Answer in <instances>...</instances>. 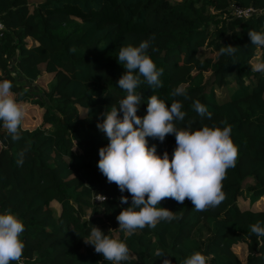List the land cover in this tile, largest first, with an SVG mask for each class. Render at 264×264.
Segmentation results:
<instances>
[{"label":"trees","instance_id":"16d2710c","mask_svg":"<svg viewBox=\"0 0 264 264\" xmlns=\"http://www.w3.org/2000/svg\"><path fill=\"white\" fill-rule=\"evenodd\" d=\"M235 6L260 11L244 16ZM0 21V81H10L17 101L38 105L42 116L33 128L22 121L18 141L0 121V213L11 210L24 224L22 258L10 264H113L84 242L94 226L127 244L130 259L121 264H184L197 251L207 264H264V237L249 230L264 227V73L251 69L258 47L249 37L250 29L264 31V0H0ZM145 40L162 69L161 86L140 76L137 114H147L153 94L169 107L179 102L185 117L178 129L230 126L238 156L218 206L196 211L188 199L166 198L157 207L178 218L129 235L116 218L132 197L98 168L99 150L110 141L97 124L127 95L118 86L127 71L117 59L121 46ZM229 44L232 55L221 52ZM19 76L36 80L39 96ZM177 87L186 94L171 96ZM196 101L211 118L195 111ZM147 141L170 157L177 146L175 134ZM121 196L128 204L121 206ZM237 244L246 247L244 262Z\"/></svg>","mask_w":264,"mask_h":264},{"label":"clouds","instance_id":"9594fccd","mask_svg":"<svg viewBox=\"0 0 264 264\" xmlns=\"http://www.w3.org/2000/svg\"><path fill=\"white\" fill-rule=\"evenodd\" d=\"M249 37L251 44L264 47V31L250 29ZM149 47V40L142 41L138 46H121L117 59L127 71L119 79L118 86L127 95L118 101V107L112 105L106 110L102 114L105 118L97 124L110 141L99 150L98 168L108 182L115 183L122 193L127 191L132 197L130 206L124 207L116 218L119 229L129 235L146 226L155 228L161 220L171 222L177 219L174 211L157 207L166 198L181 204L188 199L196 211L218 206L225 199L222 181L227 169L235 167L238 156L230 126L178 129L176 121H183L185 117L179 102L174 101L169 107L153 94L147 100V114L144 117L137 114L141 104V95L136 91L140 76L153 89L161 86L159 76L162 69L158 71L147 54ZM235 51L230 44L221 49L228 55ZM251 69L264 73V60L251 64ZM185 94L182 87H177L171 96ZM194 108L201 117L207 115L211 118V113L199 101L194 102ZM121 112L123 118H120ZM25 115L24 106L12 92L11 82L0 81V121H3V127L14 141L21 138L20 129ZM168 134H175L177 145L171 157L167 151L159 155L155 146H148L147 137L163 142ZM26 151L21 150L19 154V166L23 165ZM119 199L121 206L128 204V196ZM249 230L258 239L264 237V227L259 223L251 225ZM23 232L24 224L15 213L11 210L0 213V264L21 260L24 244L20 236ZM84 242L94 246L96 253L113 264L130 259L127 244L106 235L98 226L91 228ZM156 255L166 256L161 251H157ZM163 264H171V260L164 259ZM184 264H207V258L197 251L187 257Z\"/></svg>","mask_w":264,"mask_h":264},{"label":"rangeland","instance_id":"374dc122","mask_svg":"<svg viewBox=\"0 0 264 264\" xmlns=\"http://www.w3.org/2000/svg\"><path fill=\"white\" fill-rule=\"evenodd\" d=\"M32 2H38L41 0H31ZM28 41H32L30 38L28 39ZM202 49V48H201ZM262 49H264V47H258V49L256 50V56L253 59L254 63L259 62L261 57H262V53L260 52ZM206 75H209V72H206ZM17 80L21 81L23 83V86L30 90L34 96H39V84L36 80H30V79H26L22 76H19L17 78ZM26 111V115L25 118L23 120V125L24 127H28V128H33L37 125L40 124L42 116H41V108L38 105H33L31 106L30 104L27 105H23ZM258 205H262L264 204V196L262 197V199L259 200ZM235 250L237 251V253L239 254V258L241 259L242 262H244L246 260V255H247V250L246 247L240 244L235 245Z\"/></svg>","mask_w":264,"mask_h":264},{"label":"built area","instance_id":"2783aa9c","mask_svg":"<svg viewBox=\"0 0 264 264\" xmlns=\"http://www.w3.org/2000/svg\"><path fill=\"white\" fill-rule=\"evenodd\" d=\"M235 10H236V13L240 14V15H244V16H247L249 15L250 13H256V12H259L260 10L259 9H254L252 7H248V8H240L238 6H235ZM3 28V23L0 21V30ZM93 199L95 201H101L103 199V196L99 193H96L93 195Z\"/></svg>","mask_w":264,"mask_h":264}]
</instances>
